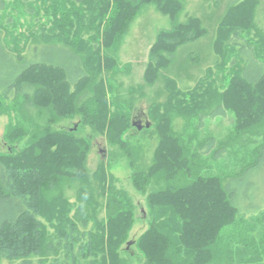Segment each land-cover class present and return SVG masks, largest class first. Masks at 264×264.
<instances>
[{
  "label": "trees",
  "instance_id": "1",
  "mask_svg": "<svg viewBox=\"0 0 264 264\" xmlns=\"http://www.w3.org/2000/svg\"><path fill=\"white\" fill-rule=\"evenodd\" d=\"M150 3L172 17L183 7L180 0H99L97 10L90 8L92 17L88 23H82L81 12L76 15L80 21L78 28L89 24L94 30L88 42L95 41L94 50L85 60L83 49H76L68 41L62 45L46 40L30 49L33 51L29 59L22 54L15 56L4 46L0 31V106L4 100L15 98L22 101L26 117L39 109H49L54 119L80 115L82 123L92 125L96 132L106 135L109 142L131 155L122 138L130 122L121 109L112 110L109 105L111 88L108 90L106 81L100 78V54L102 47L110 50L120 42L134 16ZM246 7L233 6L219 28L218 49L227 40L236 47L243 61L242 69L223 93L222 102L235 107L239 121L243 118L260 121L264 119V59L258 57L257 46L243 36L239 26L241 20L249 18ZM204 31L197 17L161 30L150 49L145 71L148 83H153L161 69L171 63L179 45L199 38ZM260 44L264 45V39ZM61 50L72 60L59 61L53 56V52ZM105 59L106 67H111L108 63L113 62L111 58ZM91 86L95 99L79 104L82 96L92 90ZM169 88L172 93V87ZM156 107L158 112L162 109L160 104ZM169 109L170 105L166 104L165 113L160 115L154 108L161 137L157 162L148 171H136L132 175L133 185L142 194L153 179L170 182L164 188L146 193L153 220L137 240V246L147 264H209L219 252L222 230L240 214L237 190L232 185L236 177L222 183L219 178L198 175L187 186H174L178 175L185 172L186 162L180 157L179 138L172 133L170 113H166ZM29 133L27 145L14 149ZM4 141L10 147L0 152V264L4 260L10 264H46L49 256L51 264H82L83 258L100 253L106 264L109 258L111 264H121L119 249L134 224L133 206L129 197L120 200L112 194L107 202L106 220L98 219L97 195L106 194L113 180L109 179L102 161L93 173L98 184L93 185L86 166L91 151L89 140L76 136L73 130L38 132L19 126L6 131ZM200 149L204 152L203 146ZM66 180L83 182L77 195V202L82 204L74 214L61 193ZM56 191L59 192L55 194ZM87 196L96 202L92 199L91 206L83 205V202L89 204ZM91 207L94 213H89ZM260 212L264 214V207ZM49 227L54 231H49ZM34 259L39 260L36 263ZM256 261L259 260H243L238 264Z\"/></svg>",
  "mask_w": 264,
  "mask_h": 264
},
{
  "label": "rangeland",
  "instance_id": "2",
  "mask_svg": "<svg viewBox=\"0 0 264 264\" xmlns=\"http://www.w3.org/2000/svg\"><path fill=\"white\" fill-rule=\"evenodd\" d=\"M180 2L183 7L174 17L160 11L154 3L146 4L128 24L120 42L110 50L101 48L100 78L106 81L108 90L111 88L108 94L111 109H121L129 119V128L122 138L131 149V155L123 147L109 142L106 135L96 132L92 125L82 123L80 115L54 119L49 109H39L31 117H26L22 101L15 98L4 100L0 106V152L10 147L4 141L6 131L19 126L38 132L46 129L73 130L76 136L87 138L91 151L86 166L93 185L97 183L93 173L102 161L106 164L109 179L113 180L106 194L97 195L100 205L96 215L105 221L109 211L108 200L113 195L120 200L129 197L135 216L128 238L119 249L121 264L125 260L127 264H147L146 257L137 246V240L153 220L146 193L164 188L170 182L153 179L147 192L142 194L133 185L132 175L136 171H148L157 162L161 137L154 108L162 115L165 105H170L166 113H170L172 133L179 138L180 157L186 162L185 172L178 175L174 186H187L198 175L216 177L222 183L236 177L232 185L237 190L240 214L222 230L218 240L219 252L209 264H238L243 260H259L255 263L259 264L264 261V214L260 212L264 207V119L247 121L243 118L239 121L235 107H226L222 102L223 93L242 69L243 61L236 47L224 40L218 49L216 40L228 11L243 4L247 6L249 18L241 20L239 26L244 31L243 36L257 46L258 57L264 59V45L260 44L264 39V0ZM98 4L99 0H83L81 3L74 0H0L3 44L15 56L22 54L29 59L33 51L30 49L35 45L46 43V40L62 45L68 41L76 49H83L85 60L86 55L94 50L95 41L88 43L94 30L89 24L78 28L80 21L78 23L76 15L81 12L82 23H88L92 17L90 10H97ZM190 17L199 18L205 30L203 35L179 45L173 52L171 63L161 69L153 83H148L145 71L157 34L186 22ZM53 56L59 61L72 60L62 50L53 52ZM107 57L113 61L108 62L111 67H106ZM94 72L98 70L94 69ZM91 89L82 96L79 104L95 99L93 86ZM159 104L162 109L158 112L156 106ZM140 124L142 128H138ZM30 134L17 142L14 149L24 148ZM200 146L204 147V152ZM82 185L80 180H66L61 185L62 196L69 202L72 214L82 204L77 202ZM87 197L89 204L83 202V205H90L92 199L95 201ZM89 213H94L92 207ZM166 214L170 215V212ZM49 231L54 229L49 227ZM110 259L108 264H111ZM38 260L34 259L36 263ZM51 261L49 256L46 264H51ZM81 262L105 263L101 253L83 258ZM1 264L10 262L4 260Z\"/></svg>",
  "mask_w": 264,
  "mask_h": 264
},
{
  "label": "water",
  "instance_id": "3",
  "mask_svg": "<svg viewBox=\"0 0 264 264\" xmlns=\"http://www.w3.org/2000/svg\"><path fill=\"white\" fill-rule=\"evenodd\" d=\"M146 126H147V127H149V126H150V124H149V123H147V124H146ZM142 127H143V126H142L141 124H140V125H138V128H142Z\"/></svg>",
  "mask_w": 264,
  "mask_h": 264
}]
</instances>
